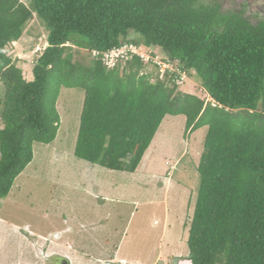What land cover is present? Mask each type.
<instances>
[{
  "label": "trees",
  "instance_id": "trees-1",
  "mask_svg": "<svg viewBox=\"0 0 264 264\" xmlns=\"http://www.w3.org/2000/svg\"><path fill=\"white\" fill-rule=\"evenodd\" d=\"M35 15L48 45L28 81L6 48ZM128 43L194 72L210 101L179 91L177 74L153 77L139 58L108 70L92 56ZM82 49L91 57L75 61ZM0 84V199L33 161L34 143L56 140L61 88H79L75 155L108 170L135 173L167 116H185L186 136L208 127L190 262L264 264V22L203 0H0Z\"/></svg>",
  "mask_w": 264,
  "mask_h": 264
},
{
  "label": "rangeland",
  "instance_id": "rangeland-1",
  "mask_svg": "<svg viewBox=\"0 0 264 264\" xmlns=\"http://www.w3.org/2000/svg\"><path fill=\"white\" fill-rule=\"evenodd\" d=\"M47 37L35 15L21 40L6 48L28 81H34L40 53L35 52L47 47ZM79 51L75 61L91 57L88 50ZM147 71L157 77L154 67ZM178 90L210 101L194 72ZM85 97L82 89L61 88L56 140L34 143L33 161L0 199V264H47L54 253L73 264H191L189 224L201 187L198 169L208 127L186 136L185 116H167L138 170L112 171L75 155ZM46 241L50 248L41 254Z\"/></svg>",
  "mask_w": 264,
  "mask_h": 264
},
{
  "label": "built area",
  "instance_id": "built-area-1",
  "mask_svg": "<svg viewBox=\"0 0 264 264\" xmlns=\"http://www.w3.org/2000/svg\"><path fill=\"white\" fill-rule=\"evenodd\" d=\"M38 48L35 53L40 52ZM93 58H99L102 60L103 65L108 70L123 69L129 62L135 58H139L146 66H152L157 69V76L163 79L167 73L170 75L177 74L178 78L174 80L178 87H182L188 80V74L175 67L170 62H166L158 52L154 49L146 47L144 45H136L134 43L124 44L121 47L114 48L107 52L94 51L92 53Z\"/></svg>",
  "mask_w": 264,
  "mask_h": 264
},
{
  "label": "flooded vegetation",
  "instance_id": "flooded-vegetation-1",
  "mask_svg": "<svg viewBox=\"0 0 264 264\" xmlns=\"http://www.w3.org/2000/svg\"><path fill=\"white\" fill-rule=\"evenodd\" d=\"M203 2L205 4L220 7L221 12L226 14L238 13L251 23L256 24L258 22H264V0H203ZM57 238L61 239V237ZM48 244H50V242L46 241L42 248L43 251L39 249L41 254H45V251L48 252L50 248ZM59 256V254L54 253L50 257H47L45 261L47 264H73L72 261H69L68 257ZM108 263L109 262H103V264Z\"/></svg>",
  "mask_w": 264,
  "mask_h": 264
},
{
  "label": "crops",
  "instance_id": "crops-1",
  "mask_svg": "<svg viewBox=\"0 0 264 264\" xmlns=\"http://www.w3.org/2000/svg\"><path fill=\"white\" fill-rule=\"evenodd\" d=\"M16 43H18V42H16ZM14 44H15V43H14ZM111 261H117V260H111ZM103 262H105V261H103ZM107 262H108V261H107ZM107 262H106V263H107ZM124 263H126V262H124ZM108 264H109V263H108Z\"/></svg>",
  "mask_w": 264,
  "mask_h": 264
}]
</instances>
